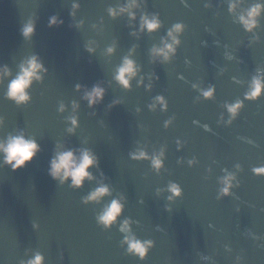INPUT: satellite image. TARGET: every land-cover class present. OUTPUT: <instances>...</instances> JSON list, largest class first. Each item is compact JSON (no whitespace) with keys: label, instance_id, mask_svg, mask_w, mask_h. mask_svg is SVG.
<instances>
[{"label":"water","instance_id":"obj_1","mask_svg":"<svg viewBox=\"0 0 264 264\" xmlns=\"http://www.w3.org/2000/svg\"><path fill=\"white\" fill-rule=\"evenodd\" d=\"M124 2L0 0V73L10 71L0 84V140L23 133L42 149L17 172L0 156V264H27L37 253L45 264H264V175L253 172L264 168V98L244 99L252 78H264V16L254 33L238 20L258 0H147L134 22L126 14L110 17L108 9ZM230 3L237 4L234 14ZM142 12L158 14L161 30L140 33ZM52 17L63 24L50 27ZM29 21L36 31L26 40L21 29ZM176 23L186 26L177 56L153 63L150 50ZM133 48L130 58L142 71L127 91L114 74ZM32 56L47 74L31 88V102L18 107L5 93ZM95 85L106 95L90 108L84 95ZM209 86L215 87L212 100L201 94ZM157 96L165 98L166 112L158 103L150 110ZM238 99L244 108L229 125L225 106ZM74 115L79 127L72 134ZM57 145L93 151L100 161L96 181L79 190L71 181H54L49 166ZM137 149L149 156L164 151L159 174L150 161L131 158ZM101 172L112 195L85 205ZM229 173L237 178L232 195L219 197L220 180ZM170 182L181 187V198L168 199ZM121 194L130 234L154 242L144 261L127 252L118 226L105 231L96 222Z\"/></svg>","mask_w":264,"mask_h":264},{"label":"clouds","instance_id":"obj_2","mask_svg":"<svg viewBox=\"0 0 264 264\" xmlns=\"http://www.w3.org/2000/svg\"><path fill=\"white\" fill-rule=\"evenodd\" d=\"M147 0H125L123 4L118 5L115 8L110 7L108 14L113 19L122 15H127L130 21L137 19L136 11L141 8V5H146ZM74 10H78L80 5L76 2L72 5ZM237 8L236 3H230L229 12L235 13ZM70 15L75 16L73 11ZM264 16V0H258L257 3L251 5L244 14L238 17L239 23L243 26L244 30L249 33H254L256 29L260 27L259 19ZM58 24H63V21L57 17L50 18V27H55ZM163 27V22L160 20L159 15L153 13L149 15L146 12H142L140 16V33L145 31L152 35L157 33ZM35 24L31 21L26 23L21 29V35L27 40L35 34ZM186 31V26L182 23L173 24L168 29L167 37L161 39L159 46H153L150 50V56L153 63L160 62L162 64L171 63L177 56L178 49L182 45L181 36ZM132 35L136 36L137 33L133 32ZM87 51L90 53L95 52L92 47H87ZM115 48L110 47L107 49L109 55L114 54ZM135 52L133 48L129 56L123 59L122 64L116 69L114 74L115 81L125 90H132V81L140 74L142 68L137 65L135 60L131 59V55ZM259 71V70H258ZM41 73L47 74V69L40 61L39 57L32 56L25 63L21 64L20 71L16 74L15 78L10 79L5 98L15 103L18 107L26 106L31 102L30 90L34 83L43 82V76ZM10 76V71L5 67L0 73V84L3 83V78ZM151 79V78H150ZM158 79V77L156 78ZM144 78L140 77L139 85L143 86ZM196 87V86H194ZM81 85H77V91H80ZM149 91L152 89V84L147 85ZM202 96L206 100H212L215 96V87L209 86L208 89L202 91ZM106 90L99 85L93 86L90 91H86L84 99L87 100L89 107H95L97 103L104 100ZM264 98V78L257 75L252 78L249 84L248 91L244 94V99L249 101H258ZM159 104L162 111H167L168 105L163 96L155 97L154 103L149 106L150 110H156V104ZM231 119L228 120V124L238 117L240 111L244 108L242 100H236L232 104L225 106ZM79 105L73 102V110H77ZM59 111L62 113L65 111V106L60 105ZM69 122L73 125L69 128V133L74 134L75 129L79 127L78 116L69 117ZM3 121L0 120V125ZM166 127L168 123L166 122ZM61 145H57V151L51 159L49 166V175L54 181L59 182L61 185L71 181L70 187L73 189H82L86 182L96 181L93 169H100L99 157L90 149H80L79 154L75 150H59ZM42 151L40 145L35 139H28L21 133L19 135H10L6 140H0V156L3 157V164L10 168L12 171L17 172L21 169H25L31 164ZM131 158L136 161H150L153 170L157 174L164 168V151L159 153H153L151 156L142 149H137L135 152L130 153ZM192 163V162H190ZM239 169V166H237ZM253 172L257 175H264V168L253 169ZM102 179L97 181L98 187L91 191L86 197L83 198V203L88 205L89 203H100L105 197L112 195V189L109 184L104 183V174L101 172ZM237 178L234 174H227L220 180L222 185L219 189V197L232 195L231 189L234 187V181ZM238 186V183L235 185ZM170 193L168 199L181 198L183 196V190L181 187L170 182L167 188ZM126 197L121 194L119 198L112 199L103 210L96 216V222L99 227L105 231H110L114 226L119 227V231L125 233V238L122 244L127 245V252L129 254L136 255L141 261L147 259L149 250L154 246V242L151 240H140L134 235H131L130 225L133 223L130 219H121L125 212ZM27 264H45V258L37 253L34 258L30 259Z\"/></svg>","mask_w":264,"mask_h":264}]
</instances>
